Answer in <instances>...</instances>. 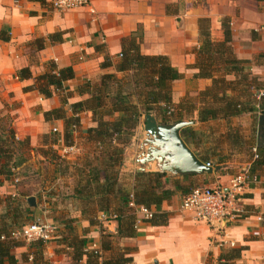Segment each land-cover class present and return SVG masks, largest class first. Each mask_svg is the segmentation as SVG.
<instances>
[{
	"label": "crops",
	"instance_id": "obj_1",
	"mask_svg": "<svg viewBox=\"0 0 264 264\" xmlns=\"http://www.w3.org/2000/svg\"><path fill=\"white\" fill-rule=\"evenodd\" d=\"M53 1L46 0V4L41 5L26 0H0V30L7 31L10 37L8 42L0 41V128L2 124H8L15 139L28 140L30 148L25 153L26 163L15 170L21 177L20 182L2 181L0 184V214L4 212L5 197L26 201L33 196L36 206L27 203L32 217L50 224L57 216L73 218L72 226L76 234L85 239L86 249H91L92 245L98 249L101 229L114 234L116 221L109 219L92 225L89 220L95 213L82 214V207L86 206L72 198L77 184L76 168H80V161L92 156L95 149V145L86 140L87 130L95 127V123L90 113H79L77 127L69 128L70 135L65 142L64 121L46 119L45 113L63 108L66 118L74 117L71 105L88 96V93L80 92L84 83H95L100 75L114 73L123 50H127L133 41L143 55L166 56L181 74V78L171 85L174 106L184 97L197 102L198 94L211 84L209 79L196 78L197 69L193 67L200 47L198 21L203 18L209 19L210 37L215 42L223 41L221 23L228 21L235 57L249 61L250 72L263 82L264 1L87 0L86 6L67 12L53 10ZM50 35L55 38L50 40ZM37 39L45 40L39 51L34 45ZM106 58L112 65L102 68ZM50 63L57 69L71 68L74 77L50 98L42 97L36 90L24 91L33 85L35 77L47 72ZM23 68L29 69L30 79L19 78L18 72ZM149 114L157 122L165 123L159 112ZM258 115L252 112L227 120L198 122L195 110L189 118L182 120L193 122L181 131L185 142L188 129L200 140L218 139L211 143L213 156L209 159L198 153L189 140L186 142L199 159L212 165L211 173L169 175L161 173L156 162L148 166L123 162L120 171L125 174L126 193L132 192L134 173L162 174V190L171 192L168 199L151 208V212L167 215L165 224H150L142 214L135 213L139 221L135 236L118 244L132 249L131 264H216L221 253L231 248L241 249L239 264H264V183L246 190L233 203L229 214L213 225L194 220L190 212L181 208L183 197L192 187L225 189L231 176L250 168L251 149L257 146ZM141 123L142 117L125 149L124 161L140 154ZM53 128L57 131L53 132ZM233 130L240 138L236 147L227 138ZM53 139L54 145L51 144ZM66 144L76 145L79 152L62 157L60 150ZM50 150L68 162L60 165L48 154ZM141 168L143 170L137 172ZM56 234H60V229L57 228L53 236ZM58 237L54 236V239ZM230 243L234 246L230 247ZM61 248L55 241L46 245L44 257L49 264H71L70 251ZM25 252L27 247L14 250L17 264L31 263L22 260L21 255Z\"/></svg>",
	"mask_w": 264,
	"mask_h": 264
},
{
	"label": "trees",
	"instance_id": "obj_2",
	"mask_svg": "<svg viewBox=\"0 0 264 264\" xmlns=\"http://www.w3.org/2000/svg\"><path fill=\"white\" fill-rule=\"evenodd\" d=\"M46 4V0H26ZM264 1V0H258ZM200 47L196 54L193 67L197 69L196 78L209 79L211 84L197 96V102L184 97L176 106L171 101L172 82L181 78L170 64L168 58L162 55H143L139 46L133 41L127 50H123L120 62L115 66L114 73H104L95 83H84L81 93H88L86 99L71 105L74 117L66 118L63 108L45 113L46 119H62L65 124V142L69 138V128L77 127V115L81 112L91 114L95 127L87 130L86 140L95 145L92 156H86L76 168L77 184L72 198L84 204L82 214L94 212L90 218L92 225H97L99 214L114 216L117 223L116 232L108 233L101 229L100 248L86 249L85 239L76 234L72 223L73 218L57 216L52 225L60 229L58 238L50 240L26 242L21 238H13L12 232H20L30 222L38 221L30 215L27 202L16 197L7 196L3 199L4 212L0 214V264H17L14 250L27 247V252L21 255L23 261L30 264H49L44 257V250L49 242L55 243L70 251L71 264H131V248L119 246L123 239L133 238L136 233L135 206L151 208L171 196L169 190H162V174L134 173L135 183L131 193H126L123 182L125 174L120 169L124 159L125 149L130 145L143 114L159 112L165 123L179 122L189 118L197 110L198 122H208L217 119H230L245 113L258 115L264 112V97L256 98L263 86L260 79L252 75L249 61L237 59L232 51L231 32L228 21L223 20V41L215 42L210 37L209 19L198 21ZM9 33L0 30V41L8 42ZM55 35H50L53 40ZM134 40V39H132ZM44 39L34 41L36 51L44 47ZM262 55H260V58ZM107 58L101 67H110ZM117 74H121L119 77ZM20 79H30L28 68L18 72ZM233 76V79H228ZM74 77L71 68L57 69L49 64L47 72L34 78L33 85L24 91L36 90L42 97L50 98L54 92L63 89L64 83ZM0 128V184L2 181L12 182L21 177L17 172L28 160L25 154L30 150L28 140H16L14 132L8 124ZM72 129V128H71ZM69 133H68V132ZM190 129L186 131L185 140L208 159L213 156L211 143L218 141L205 138L200 140ZM227 138L237 146L240 141L236 130L230 131ZM197 139V140H195ZM55 144V140H51ZM69 145V144H66ZM48 154L60 162H68L64 158L48 151ZM257 159L251 154V173L264 177V149L257 148ZM220 160V159H219ZM219 162H217L218 164ZM153 175V178L151 176ZM17 182V183H18ZM95 218V219H94ZM264 223V215L262 217ZM153 225L167 222L164 213L151 212L145 220ZM62 230V231H61ZM55 233V232H54ZM3 238V239H1ZM54 239V240H53ZM241 249L231 248L221 253L216 264H239ZM85 259L83 263L82 260Z\"/></svg>",
	"mask_w": 264,
	"mask_h": 264
},
{
	"label": "built area",
	"instance_id": "obj_3",
	"mask_svg": "<svg viewBox=\"0 0 264 264\" xmlns=\"http://www.w3.org/2000/svg\"><path fill=\"white\" fill-rule=\"evenodd\" d=\"M87 0H54L51 3V8L60 12H67L79 7L86 6ZM264 97V80L263 86L256 94V98ZM74 128V126H72ZM53 132L57 129L53 128ZM79 152V148L76 145H65L60 150L62 157L72 156ZM253 159H257V147L252 148ZM206 166L212 167L210 163ZM18 179H14V183H17ZM259 183H264V177H260L257 174L251 173L248 169H242L235 175L231 176L228 181L227 187H210V186H198L193 188L187 193L181 203V208L190 212L193 215L194 220L202 221L208 224H215L221 222L231 210L233 203L236 199L242 195L249 188L256 186ZM130 207H133L135 213L142 214L145 218L151 216V211L143 206H135L132 202L129 203ZM113 219L114 216H107L106 214H99L96 217V221L99 223H105L107 220ZM136 222H139L136 220ZM55 232V227L47 222L36 221L27 224L20 232H12L13 238H21L26 242H33L37 240L47 241L50 240ZM3 239V238H1ZM234 244L230 243V247ZM96 245H92L90 250H96Z\"/></svg>",
	"mask_w": 264,
	"mask_h": 264
},
{
	"label": "water",
	"instance_id": "obj_4",
	"mask_svg": "<svg viewBox=\"0 0 264 264\" xmlns=\"http://www.w3.org/2000/svg\"><path fill=\"white\" fill-rule=\"evenodd\" d=\"M193 122L179 121L173 123H159L154 116H142L140 154L125 159L130 165L148 166L157 163L163 174L187 176L211 173L213 168L199 159L182 138V129ZM256 147L264 149V112L259 113L257 121ZM143 169L137 170L141 172ZM27 203L35 207V197H28Z\"/></svg>",
	"mask_w": 264,
	"mask_h": 264
},
{
	"label": "rangeland",
	"instance_id": "obj_5",
	"mask_svg": "<svg viewBox=\"0 0 264 264\" xmlns=\"http://www.w3.org/2000/svg\"><path fill=\"white\" fill-rule=\"evenodd\" d=\"M72 128H73V127H72ZM251 150H252V149H251ZM123 162H124V160H123ZM123 162H122V163H123ZM237 173H238V172H237ZM234 175H235V174H234ZM195 187H198V186H194V187H192V188L189 190V192H190L193 188H195ZM189 192H188V193H189ZM38 221H42V220H38ZM43 222H44V221H43Z\"/></svg>",
	"mask_w": 264,
	"mask_h": 264
}]
</instances>
